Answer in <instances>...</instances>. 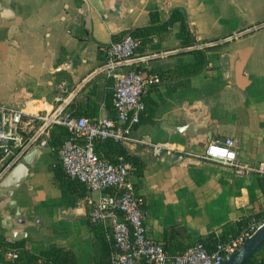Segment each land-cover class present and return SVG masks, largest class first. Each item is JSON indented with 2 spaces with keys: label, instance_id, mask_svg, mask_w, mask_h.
Instances as JSON below:
<instances>
[{
  "label": "crops",
  "instance_id": "0c3cea01",
  "mask_svg": "<svg viewBox=\"0 0 264 264\" xmlns=\"http://www.w3.org/2000/svg\"><path fill=\"white\" fill-rule=\"evenodd\" d=\"M172 8L184 15L194 41L181 45L174 21L136 52L163 51L144 60L161 80L147 87L132 126L131 136L143 141L122 143L140 165L130 178L143 198L146 232L169 253L264 221L260 177L201 155L208 142L231 137L239 161L264 162V0H0V103L31 111L61 104L83 116L112 115L113 75L96 70L102 46L149 24V12L160 23ZM192 48L204 50L205 66L186 78L171 75ZM222 52L226 69L217 61ZM149 142L172 149L153 153ZM38 147L33 175L12 190L18 214L0 200V233L6 215L33 253L65 245L78 264H89L99 225L85 217L81 197L53 182L50 145Z\"/></svg>",
  "mask_w": 264,
  "mask_h": 264
},
{
  "label": "built area",
  "instance_id": "2783aa9c",
  "mask_svg": "<svg viewBox=\"0 0 264 264\" xmlns=\"http://www.w3.org/2000/svg\"><path fill=\"white\" fill-rule=\"evenodd\" d=\"M151 39L154 40V37ZM139 43V39L124 32L101 48L103 61L96 70L113 75L110 86L111 117L73 115L61 104L31 111L0 103V161L13 148L17 149L8 164L1 167L0 177L14 156L31 145L46 144L53 125L64 126L66 137L59 145L50 146L55 153L54 162L68 177L83 183L86 194L81 199L86 207L85 217L91 224L103 227L106 238L112 244L109 264H219L241 245L257 224H248L235 235L217 240L212 250H208L203 241L195 240L187 248L169 253L160 241L146 232L143 198L136 192L130 178L136 170L135 165L121 157L108 162L94 152L95 139L108 137L121 143L143 141L131 136L132 126L139 120V111L144 109L143 96L147 87L161 80L159 73L146 67L144 60L157 54L161 56L163 51L136 54ZM148 144L153 153L172 149L164 143ZM201 155L231 166L237 174L253 171L260 177L264 202V162L249 164L239 161L231 137L208 142ZM91 192H96V196H92ZM14 256L12 249L5 251L7 259Z\"/></svg>",
  "mask_w": 264,
  "mask_h": 264
},
{
  "label": "trees",
  "instance_id": "16d2710c",
  "mask_svg": "<svg viewBox=\"0 0 264 264\" xmlns=\"http://www.w3.org/2000/svg\"><path fill=\"white\" fill-rule=\"evenodd\" d=\"M149 19V24L136 26L126 31L131 34L132 37L139 39L140 43L137 46V51L150 45V42L152 41L151 37L166 30L174 21H178L179 23L176 36L179 37L181 45L186 46L193 43V34L188 28L184 15L178 8L170 9L167 18L160 21V23L158 21L157 13L154 11L149 12ZM116 38H118V35L113 37V39ZM190 52L191 59L173 66L170 69L171 75L184 76L186 78L188 75L199 72L205 66L206 56L203 49L192 48L190 49ZM159 76L161 77L160 73ZM69 111L73 115H81L73 112L71 109H69ZM92 112L93 111H89L88 113H85L86 117H94L95 114H92ZM66 135L67 131L64 126L53 125L49 130V137L46 141L50 146L59 145L61 139L66 137ZM93 149L99 157L108 160V162L116 161L118 157H121L123 160L131 161V163L135 165L136 170L140 167L138 159L127 153L123 144L119 141L108 139V137L95 139ZM51 167L52 180L57 186H59L60 191L72 193L76 198L82 197L86 194L83 183L74 178L68 177L57 162H54ZM99 226L98 231L96 232L97 243L99 245L98 250L91 255L89 264H109L113 250L111 242H109L105 236V229ZM225 234L227 233H224L223 236L216 239L210 238L209 242H206L205 244L206 248L212 250L217 240L224 239V237L227 236ZM233 235L234 234H229L228 237ZM11 249L15 252V256L11 259H6L5 251L7 252ZM0 264H78V260L73 250L68 246H58L57 244L49 243L37 253H33L32 250L27 247L23 239L10 241L0 233ZM243 264H264V244H261Z\"/></svg>",
  "mask_w": 264,
  "mask_h": 264
},
{
  "label": "water",
  "instance_id": "95a60500",
  "mask_svg": "<svg viewBox=\"0 0 264 264\" xmlns=\"http://www.w3.org/2000/svg\"><path fill=\"white\" fill-rule=\"evenodd\" d=\"M227 52H222L218 56V63L223 68L227 67ZM174 130L178 131L177 128ZM127 141H124L125 143ZM13 148L9 154L5 155L0 161V169L4 164H8L9 160L16 152ZM41 153V148L37 145L30 146L27 150L19 154L14 162L9 164L7 171L0 177V200H5L7 207L13 208L14 215L18 214V206L15 199L11 197L12 190L16 189L21 184H25L27 179L33 175L32 165ZM62 209V210H61ZM60 214L66 208H61ZM8 217L1 216V224L4 227L2 234L8 240H17L25 235L23 230L11 229L7 223ZM264 244V221L260 222L254 230L242 241L241 245L225 257L219 264H243L261 245Z\"/></svg>",
  "mask_w": 264,
  "mask_h": 264
}]
</instances>
